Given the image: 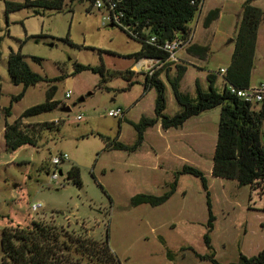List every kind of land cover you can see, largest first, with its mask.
Masks as SVG:
<instances>
[{"label":"rangeland","instance_id":"374dc122","mask_svg":"<svg viewBox=\"0 0 264 264\" xmlns=\"http://www.w3.org/2000/svg\"><path fill=\"white\" fill-rule=\"evenodd\" d=\"M243 1L207 0L200 19L191 23L195 42L209 46L210 51L204 59L193 58L188 49L179 54L180 59L191 63L179 64L188 66L182 82L184 92L195 95L197 80L208 91L210 73L218 77L217 90H224L221 70L232 62ZM253 5L264 9V0H254ZM215 6L223 11L222 19L207 29L204 15ZM0 14V105L3 110L12 107L10 117L4 113L0 116V264L4 231L25 228L38 220L58 228L84 229L89 236L107 241L123 264H213L212 255L219 264H237L242 255L253 258L264 251L263 189L240 187L237 181L212 175L220 108L191 120L186 130L194 133V127L200 126L202 136L187 151L180 152L174 146L181 130L165 131L160 123L146 132L138 151L109 149L106 138L111 143L119 138L121 143L133 145L137 132L129 122L155 117L156 92H145L148 71L126 58L140 51V43L119 27H111L107 10L93 8V0H64L61 12L28 7L8 16L1 1ZM260 28L252 86L264 83V20ZM20 51L30 69L44 80L14 101L24 92V83L13 82L8 65L10 54ZM76 63L94 68L104 64L106 82L91 70L75 73ZM163 69L162 79L169 89L166 115L174 116L182 108L167 74L174 75L176 66ZM114 71L134 72L133 85L124 77H110ZM52 87L56 88L54 101L59 107L22 119L26 110L47 101ZM68 92L70 98L66 97ZM263 105L254 104L253 109L259 111ZM66 107L71 111L64 112ZM119 108L127 120L108 116L110 110ZM16 120L24 129L56 120L61 126L59 132L34 133L36 146L25 145L14 151L4 134L6 123ZM61 154L69 159L55 167L52 158ZM185 165L200 169L208 179L215 218L211 232L206 192L200 178L193 175L180 176L176 193L163 205L132 204L139 194L162 196L170 191L176 173ZM73 167L80 170V184L69 177ZM54 170L59 174L57 181L49 175ZM34 204L42 209L34 212ZM207 233L211 248L204 241Z\"/></svg>","mask_w":264,"mask_h":264},{"label":"trees","instance_id":"16d2710c","mask_svg":"<svg viewBox=\"0 0 264 264\" xmlns=\"http://www.w3.org/2000/svg\"><path fill=\"white\" fill-rule=\"evenodd\" d=\"M5 3V13L19 11L24 8H41L46 11L61 12L64 9V0H24L23 3L0 0ZM254 0H247L243 4L241 20L237 27L235 49L232 62L224 75L225 88L219 92L216 88L217 76L208 75L209 88L203 90L197 82L196 97L184 93L181 89L188 66L176 65L174 75L167 74V81L171 87L176 102L181 106V112L174 116L166 115L168 85L161 78L164 67L172 64H165L160 71L152 76L146 75L145 92L155 90V117H142L138 123L129 122L137 132V138L133 145H125L119 138L108 142L107 148L136 152L144 144L146 132L161 122L164 130L180 129L192 118L200 116L206 111L216 108L221 109V116L218 130V140L213 159L212 175L215 178L237 181L240 187L263 189L264 191V141L262 139V128L264 125V105L259 111L253 109L249 104L238 96L232 94L227 84L237 89H247L252 83V74L255 66V56L260 26L264 20V11L253 5ZM205 0H122L119 7L124 14L126 24L132 25L143 33L142 39L138 40L130 36L122 27H119L126 35L140 43L139 52L128 55L126 58L139 62L142 59L161 60L166 63L168 54L162 50V45L172 41L176 36H186L189 26L200 14V4ZM220 17V9H214L208 13L204 20V27L209 28L214 21ZM1 31V14H0ZM156 37L157 44H149L148 41ZM0 38V60L2 58ZM189 53L204 59L209 48L193 44ZM20 52H12L9 57L8 70L16 84L24 83V92L14 98V101L21 100L29 87L35 86L44 80L39 74L34 73ZM84 70H91L103 76L102 81L106 82V67H91L75 64V73ZM132 71H114L110 77H124L133 85ZM1 79V78H0ZM52 81V80H50ZM55 81V80H54ZM0 86V102H1ZM56 88L49 89L47 101L26 110L21 118H31L58 108L60 103L54 101ZM12 107L1 109L0 116L4 113L6 118L11 116ZM20 118V119H21ZM59 124L44 123L40 127L24 129L20 121L13 124L6 123L4 138L8 146L14 151L25 145L36 146L38 138L36 135L45 130L59 132ZM41 129V130H40ZM182 175H193L200 178L207 196L209 209L208 228L211 232L214 228V215L210 200L209 183L204 172L200 169L185 165L182 170L176 173V179L171 184L170 191L162 196L139 194L132 200L134 206L151 205L160 206L168 202L176 193L178 178ZM69 177L75 183L80 184V170L73 167ZM256 187V188H254ZM264 196V195H263ZM264 202V197H263ZM262 211H264V204ZM205 244L211 248V237L207 233L204 237ZM2 264H123L111 249L107 241H99L89 236L84 229L79 231L70 228H58L55 225L38 220L33 221L25 228H8L2 236ZM206 259L207 257H202ZM213 264H219L215 255L210 256ZM237 264H264V251L258 256L247 258L240 257Z\"/></svg>","mask_w":264,"mask_h":264},{"label":"built area","instance_id":"2783aa9c","mask_svg":"<svg viewBox=\"0 0 264 264\" xmlns=\"http://www.w3.org/2000/svg\"><path fill=\"white\" fill-rule=\"evenodd\" d=\"M122 0H93V8H96L98 10L106 9L108 12L107 20L114 25H117L119 27H122L130 36L133 38H136L138 40L142 39L143 33L139 30H137L132 25L126 24L124 21V14L120 10V3ZM204 3L200 4V14L198 15V20L201 17L202 9H203ZM196 18V19H197ZM196 31L195 29L190 25L189 31L187 32V35L182 36H176L172 41H167L162 45V50L165 51L168 54V60L166 63L162 62L161 60H155V59H142L137 64L140 66V68L147 69L148 75L152 76L156 71L160 70L164 67L165 64H172V65H179L181 63V59L179 57V54L183 50L189 49L194 41H195ZM149 44H157L156 37H152L149 41ZM227 72L226 69L221 70V74L225 75ZM228 90L238 96L243 101L252 104H264V83H260L258 86H250L247 89H237L233 85L227 84ZM67 98L71 97V92H68L66 94ZM109 117L118 118L120 120L124 119L125 112L122 109H114L110 110L108 112ZM79 120L82 119V116L78 117ZM60 121L56 120L53 121L55 124H59ZM69 157L66 154H61L59 156L52 158V165L55 167H58L62 162L68 161ZM49 175L52 176L53 180H59V174L56 170H54L52 173L50 172ZM34 212H38L42 209V206L39 204H34L32 207Z\"/></svg>","mask_w":264,"mask_h":264},{"label":"crops","instance_id":"0c3cea01","mask_svg":"<svg viewBox=\"0 0 264 264\" xmlns=\"http://www.w3.org/2000/svg\"><path fill=\"white\" fill-rule=\"evenodd\" d=\"M206 1L207 0H205V2H204V6H205V3H206ZM247 0H244L243 1V4L246 2ZM261 1H263V0H261ZM204 6H203V9H204ZM256 7H258V6H256ZM220 9L219 7H217V6H215L214 7V9ZM243 8V7H242ZM258 8H260V9H262L261 7H258ZM203 9H202V13H203ZM214 9H208V11L206 12V14L204 15V20H205V18H206V16L208 15V13L210 12V11H212V10H214ZM263 11H264V9H262ZM202 13H201V16H202ZM222 13H223V11L220 9V17L216 20V21H214L213 22V24L209 27V28H207V29H210L211 27H213L214 25H216L221 19H222ZM241 14H242V10H241V12L238 14V24H239V22H240V19H241ZM237 24V25H238ZM260 30H261V28H260ZM236 33H237V26H236V31H235ZM259 33H260V31H259ZM235 34V33H234ZM258 38H259V34H258ZM193 44H196V45H198V46H202V47H208L209 48V46H205V45H200V44H198L197 42H195L194 41V43ZM234 49H235V45H234ZM209 51H210V48H209ZM209 51H208V53H209ZM207 53V54H208ZM233 53H234V50H233ZM233 53H232V56H233ZM193 58H194V55H193ZM181 61L182 62H184L186 65H190L191 63L189 62V61H184V59L182 60L181 59ZM176 66V65H175ZM222 69H227V68H222ZM187 71H188V69H187ZM173 72V71H172ZM224 76V75H223ZM161 78H162V76H161ZM223 84L224 85H226L225 84V81H224V77H223ZM197 82H199L198 80H197ZM197 82H196V88H197ZM200 84V83H199ZM217 84H218V77H217V80H216V88H217ZM251 85H252V83H251ZM200 86H201V84H200ZM196 88H195V95H192V94H190V93H188V92H184L183 90V92L184 93H187V94H190L192 97H196ZM201 88L203 89V90H206V89H204L202 86H201ZM209 88V87H208ZM224 88H225V86H224ZM181 89H182V85H181ZM150 91H152V90H150ZM168 91H169V89H168ZM168 93V92H167ZM124 119L125 120H127V114L125 113V117H124ZM193 119V118H192ZM192 119H190L189 121H187L185 124H184V126L183 127H181L179 130H181V134L180 135H178V136H176L175 138H174V146H175V148L177 149V150H179L180 152H182V151H187L188 149H190L192 146H193V142H194V140L195 139H197V138H199L200 136H202V131H201V127L200 126H197V127H194V133H192L191 132V130H186L187 129V126L189 125V123L191 122V120ZM160 124H161V122H159ZM158 123V124H159ZM171 130V129H170ZM178 130V129H177ZM165 131H168V130H165ZM146 137V136H145ZM145 142V141H144Z\"/></svg>","mask_w":264,"mask_h":264},{"label":"water","instance_id":"95a60500","mask_svg":"<svg viewBox=\"0 0 264 264\" xmlns=\"http://www.w3.org/2000/svg\"><path fill=\"white\" fill-rule=\"evenodd\" d=\"M115 25L114 24H111V27H114ZM13 82L15 83L16 82V79L13 78ZM64 112H70L71 111V108L70 107H66L63 109ZM60 175H62V172H60Z\"/></svg>","mask_w":264,"mask_h":264}]
</instances>
